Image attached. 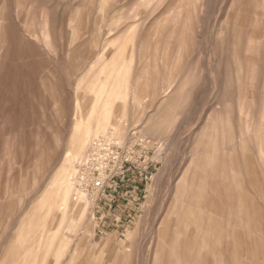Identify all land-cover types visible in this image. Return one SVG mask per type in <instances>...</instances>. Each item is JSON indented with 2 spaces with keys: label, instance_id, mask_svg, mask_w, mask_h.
Instances as JSON below:
<instances>
[{
  "label": "rangeland",
  "instance_id": "rangeland-1",
  "mask_svg": "<svg viewBox=\"0 0 264 264\" xmlns=\"http://www.w3.org/2000/svg\"><path fill=\"white\" fill-rule=\"evenodd\" d=\"M99 124L148 179L67 212L66 157ZM187 169L211 171L206 208L165 264H264V0H0V264H163Z\"/></svg>",
  "mask_w": 264,
  "mask_h": 264
},
{
  "label": "bare ground",
  "instance_id": "bare-ground-1",
  "mask_svg": "<svg viewBox=\"0 0 264 264\" xmlns=\"http://www.w3.org/2000/svg\"><path fill=\"white\" fill-rule=\"evenodd\" d=\"M125 130L126 129L123 128L122 125H120L115 130L114 133L110 132L111 134H109V132L107 130V126H105L104 124H99L95 130V136L102 137L100 139H107L109 143L115 142L117 144H121L123 139L126 138L125 137L126 136ZM110 135H111V137H109ZM94 140H97V139H94ZM84 150H86L85 146L80 148L75 154H68L66 157V162H67V165L69 166L68 167L69 172L66 175V177L62 180L60 185H61V188H64L67 212H71L73 209V204L70 202L71 196L72 197L75 196L74 199L77 201L85 200V193L81 188L78 187L76 179H75V177L77 175V166H78V163L81 162V160H82L81 156L84 154V153H82ZM202 152H205V151H201V153ZM209 153H210V151H209ZM80 154H82V155H80ZM198 157L200 158L201 156H198ZM202 157H204V155H202ZM194 158L195 157H193V159ZM200 159H199V161H200ZM191 162L193 163V161H191ZM213 167H214V165L211 167V171H212ZM209 169H207V170L210 171ZM189 170L187 173L186 172L183 173V174H185V177L181 181L180 185L179 184L177 185L178 186L176 188L177 192H175V195L173 197L174 198L173 204L169 208V212L166 214V217L164 218V222L162 224L161 230L159 231L161 233L160 239H159L160 242L158 243L156 254L160 258H162L161 260H162L163 264H165V262L168 261L167 260L168 257L170 259V256H172V255H173L172 258L174 259L173 262L178 263V261H176V260H179V259H177V254H178L177 253V251H178L177 244H179V241L182 240L180 237L185 236L183 238L185 242H184V244L182 243L184 247H185V244H189L190 240H193L194 238L196 239L195 234L193 235L194 237L192 236V230L195 233V230H197L198 225H199L198 223L200 222V219H201L202 211L206 208V204L204 202V199H205V196H207L206 195L207 194L206 189L208 188L207 187V184H208L207 180H209L208 174H210L211 171H210V173L209 172L208 173L203 172V174H202L203 177H201L202 178L201 184H199V181L196 182V180L195 181L193 180L196 178V176L198 174L197 173L198 170L194 171L192 174L190 172L191 170L190 171ZM192 170H193V167H192ZM206 178H207V180H206ZM214 196H215V189L210 188L209 197L213 198ZM206 211H207V209H206ZM209 213H211V212H209ZM72 214H73V218L75 219L79 215L81 216L82 212L74 210ZM176 229H179V231H177ZM172 230H175V231L172 232ZM181 242H183V241H181ZM193 244H195V240H194ZM183 246H181V247H183ZM193 246H195V245H193ZM180 254L181 253H179V255ZM158 262H157V264H158ZM171 264H173V263H171Z\"/></svg>",
  "mask_w": 264,
  "mask_h": 264
},
{
  "label": "built area",
  "instance_id": "built-area-1",
  "mask_svg": "<svg viewBox=\"0 0 264 264\" xmlns=\"http://www.w3.org/2000/svg\"><path fill=\"white\" fill-rule=\"evenodd\" d=\"M137 134L134 132L133 138L138 140ZM140 146L141 143H135L127 149L97 139L93 141L88 157L78 163L75 179L90 205H94L95 214L111 212L124 200L128 188L135 192L133 186L148 179L150 163L141 154V149L136 150Z\"/></svg>",
  "mask_w": 264,
  "mask_h": 264
}]
</instances>
